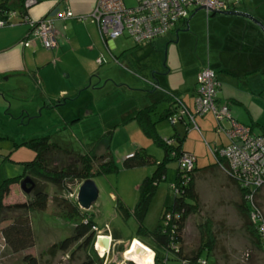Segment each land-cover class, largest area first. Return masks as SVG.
<instances>
[{
  "label": "rangeland",
  "instance_id": "374dc122",
  "mask_svg": "<svg viewBox=\"0 0 264 264\" xmlns=\"http://www.w3.org/2000/svg\"><path fill=\"white\" fill-rule=\"evenodd\" d=\"M123 2L128 8L137 6V0H123ZM8 6L11 13L18 12L21 9V2L20 0H9ZM195 11L196 8H192L189 14L188 31L183 34L177 44L171 45L168 59H166V55L159 59L158 52H149L146 50L147 48H142L148 46L147 44L140 45L141 48L136 49L137 47L127 35L112 40L113 44L119 40L127 41L129 50L140 51L135 53L136 56L127 54L124 57H118L117 63H115L116 66L124 68L131 74L132 82L135 83L136 88H150L148 83L144 82V77L150 78L144 73H148L145 68L149 66L150 68H154V66L159 68L153 69L156 72L161 70L155 77L159 80L160 78L165 79L166 81L163 82L169 83L172 88L182 86L183 82H185V86L192 84L191 72L200 61L201 54L206 59L209 36L212 34L222 35L218 30L226 27L224 15L210 12L206 16L205 10ZM17 20V17L14 18L13 23L17 24ZM177 48L180 51L181 61L178 58L173 60L171 58L172 49ZM163 67L167 69L171 67L173 71L160 76L159 74L163 73ZM142 77L143 79H140ZM8 84L0 81V88L14 87ZM233 87L239 88L237 85ZM160 88L163 87L160 86ZM241 88L235 92L237 97H233L241 104L238 105L239 102H234L233 109L241 113L240 121L244 125H252L254 133L261 134L264 132V95L258 97L249 94L247 96L248 93L243 90L247 87ZM261 88L264 89L255 82L250 85V89L256 92ZM14 89L16 88L14 87L10 91L7 89L5 98L0 94V184L5 178L22 175L24 170L22 163L35 158V150L27 146L28 142L33 139L47 138L50 143L57 144L65 150L52 149L44 154L45 162L51 169H61L69 165L81 168L79 156L76 155L86 154L92 146H95L93 151L97 155L108 151L118 167L117 172L92 178L98 189V198L88 212L93 215L94 222L101 233L111 234L121 242L117 244L113 241V246L104 252H100L98 247L96 250L94 243L92 248L90 246L87 249L84 247L76 250L81 243L78 242L66 253L58 252L54 257L47 255V250L53 244L72 234L74 223L67 218V210L63 202L66 200L76 203V195L74 198H71L70 195L77 193L80 183L75 180L68 184L66 190H61L44 180L31 178L35 183V188L30 194H25L21 189L14 188L17 190L14 194L17 198L11 195L9 199L7 196V199L6 197L3 199V204L32 200L37 189L43 190L48 195L47 208L42 212L29 214L35 245L25 253L32 254L48 264H80L88 257L89 253L97 261L96 264H134L127 260V257L124 259L123 254L120 256L121 252L118 251V248L124 249L128 245L131 247L134 243V239L131 241L132 237H138L136 240H140V243L143 242V245L146 244L145 246H150V248L152 242L147 235L138 232L139 224L133 217L125 219L119 210L123 208L132 211L138 199V186L146 177L153 174L155 163L140 168L124 169L122 160L142 148L152 156L154 162L160 163L164 160V150L154 143L153 138L144 132L135 119L122 125L125 118L122 115L123 105H125L127 97H61L62 100H69L67 106L59 108V112H50L53 109V104L49 105L52 108L47 105L45 107L43 104L47 98L35 97L30 89L27 93ZM163 90L165 91V89L154 91H159L161 94L164 93ZM135 98L137 108L146 106L144 97ZM219 98L221 99V97ZM85 100L86 103L90 102L89 106L96 111L94 117H84L85 108L80 110L79 114L78 108L74 107L83 102L85 104ZM58 102L59 100L55 101V103ZM167 105L166 101L161 100L157 103L155 113L152 114V120L157 123L156 131L163 139H167L174 133L173 127L167 120H159L165 115ZM70 107L71 109H68ZM193 108L195 109V106ZM26 109L33 115L26 117ZM76 113L77 115H75ZM59 114L64 115V121L67 123H61L62 119L58 117ZM202 118L207 120L205 125H201L198 119L195 120L199 129H196L191 123L186 126L180 123L175 125L180 138H185L184 150L196 159L194 163L196 168L213 165L215 161L210 149H214V143L220 144L221 141L222 144L226 143V139L218 131L212 115L207 114ZM21 120L23 121L22 126H20ZM224 126L227 127L225 121ZM177 169H179L177 161L166 162L165 179L157 185L142 224L146 233L154 232L158 225L162 224L160 221L162 212L166 207L172 205L175 195L172 187ZM195 185L199 195V205L197 211L186 222L183 232V252L186 255L190 254L209 240V242H213V250L206 264H264V245L258 241V236L253 235L251 229H247L244 218L246 212L240 207L241 199L235 185L218 168L202 175ZM257 202L264 211V189L260 191ZM5 224L0 223V229ZM1 239L0 264H22L21 255L24 253H12ZM73 252L74 256L71 258ZM158 253L160 257H164L161 250ZM160 264L182 263L169 255L167 260Z\"/></svg>",
  "mask_w": 264,
  "mask_h": 264
},
{
  "label": "crops",
  "instance_id": "0c3cea01",
  "mask_svg": "<svg viewBox=\"0 0 264 264\" xmlns=\"http://www.w3.org/2000/svg\"><path fill=\"white\" fill-rule=\"evenodd\" d=\"M95 2L96 0H37V3L28 9V16L36 21L52 13L63 12L66 9H69L74 17L88 16L91 14ZM233 2L231 0V7L228 11L247 13L264 24V0ZM208 15L206 14V16ZM224 16L226 17V27L217 29L222 35L212 34L209 36L206 59L201 54L200 61L191 72L193 80L190 86H185V82H183L182 86L172 88L169 83L163 82L166 81L165 79L160 78L159 80L155 77L161 71H155L159 68H155V66L150 68L149 66L145 68L148 73H144L149 75L151 79L144 77V82L148 83L150 88H136L135 83L132 82L131 74L124 68L116 66L115 63H117L118 57H124L127 54L136 56L135 53L140 51L129 50L130 48H127L129 47L127 45L128 42L123 40H119L115 44L109 41L106 45L101 40L95 23L90 20L81 22L76 19L66 21L56 19L54 21L56 47L52 50H44L38 42H32L29 47L24 46L23 43L28 37V26L24 23H19L18 20L17 24L0 28V81H4L6 84L11 82L9 84L16 88L14 90L22 93H27L30 89L35 97L47 98L45 102L43 101V104H45V107L53 104V109L50 112H59V108L67 106L69 100H62L61 97H127L125 105H123L122 115L125 118L122 125L134 120L133 117L141 109L137 108L135 97H144V103H147L145 107L155 105V111L157 103L161 100L166 101L168 104L166 111L172 108V103L168 100L165 93L160 94L159 91H154L157 89H154L152 84L156 83L159 87L162 86V89H165L169 94L179 95L188 110L193 114L194 122L198 119L201 125H205L206 118L200 116L202 119H199L200 117L196 115V110L193 107L196 97L197 76L201 69L208 64L220 83V88L216 95L218 104L228 103L233 118L244 124L240 121L242 119L239 116L241 113L233 109L232 104L235 105V103L239 102L233 97H237L235 92L242 89L241 87H247V89H243L248 93L247 96L249 94L258 97L264 95V89L262 88L258 92L250 89V85L253 82L257 83L259 87H264V32L246 18L232 15ZM188 29L189 20L187 19L180 23L173 32L158 38L152 44L142 48H147L146 50L149 52H158L159 59L163 58L164 55L168 59L171 45L177 44ZM134 46L137 47L136 49L141 48L135 44ZM98 58L102 59L101 64L97 63ZM171 58L172 60L178 58L181 61L178 48L172 49ZM162 71L163 73L159 74L160 76L172 72L173 69L171 67L170 69L163 67ZM140 79H143V77ZM234 85L239 88L233 87ZM7 87L0 88V94L4 98L6 97L7 89L10 91L14 88ZM57 100L59 102L55 103ZM240 104L239 102L238 105ZM89 105L90 102L86 103L85 100V104L83 102L74 107L78 108V112L85 108L84 117H94L96 111ZM71 107L68 109H71ZM27 110L25 111L26 117L33 115ZM25 112L23 111V114ZM21 117L23 118V116ZM58 117L62 119L61 123H67L64 121V115L59 114ZM75 121H78V119H75ZM22 123L23 121L21 120L20 126H22ZM177 123L185 126L189 124L188 122L186 123L185 118L177 121ZM175 125H171L174 130L173 135L176 133L180 138ZM197 128L199 129V125ZM161 138L163 139V137ZM180 139H183L182 149L187 153L183 148L185 138L182 137ZM225 144H222L221 141L220 144L217 142L213 146L215 148ZM14 188L20 189L18 184L11 185L7 196L8 199L17 191ZM14 197L17 198L15 195ZM116 242L118 244L121 240L119 239Z\"/></svg>",
  "mask_w": 264,
  "mask_h": 264
},
{
  "label": "trees",
  "instance_id": "16d2710c",
  "mask_svg": "<svg viewBox=\"0 0 264 264\" xmlns=\"http://www.w3.org/2000/svg\"><path fill=\"white\" fill-rule=\"evenodd\" d=\"M25 1L27 0H20L21 9H19L18 12H15L19 23H22V18L28 15V9L24 8ZM8 3L9 0H0V19H5L11 13ZM12 13H14V11ZM166 96L172 103V108L168 109L166 114L160 117L159 120L169 121V118L176 110L171 96H177L179 98L180 96L176 94H169L168 92ZM155 107V105H150L141 108L135 114L133 119L138 122L146 134L153 138L154 143L164 150V160L160 163L154 162L152 156H150L142 148L132 153V156L126 157L122 160V167L124 169L140 168L155 163V171L150 177H146L138 186V199L132 211H128L123 208H120L119 211L125 219L133 217L139 224L138 232L147 235L149 240L152 242V247H147L154 252V264L165 262L169 255L177 258L182 264H199V260H204L206 264V261L209 259L210 253L213 250V242H209L207 239L208 241L202 244L196 251H192L190 254L186 255L183 252L182 247L183 232L188 218L197 211L199 205V195L196 191L195 183L202 175L216 168V162H214L213 165L206 166L201 169H196L194 166L191 171H183L179 167L173 184L176 192L172 205L166 207L162 212L160 218L162 224H159L157 229L151 233H146L142 226L148 206L154 196L157 185L160 181L165 179L166 162L171 160L178 162L180 156L185 153L182 149L183 139H180L176 133L167 139L168 141H172V143H168V141L163 140L157 133L155 127L157 123L152 120V114L155 113ZM250 127L252 129L254 128L252 125ZM261 135H264V132H262ZM27 146L35 150V158L32 161L22 163L24 168L22 175L6 178L0 184V223H6L0 229V238H2L5 246L12 253H24L21 255L22 264H48L42 262L40 258H37L32 254L25 253L35 245L29 214L31 212L44 211L47 208L48 195L43 190L37 189L32 200L14 204H3V199L9 194L10 186L13 184H19L25 176H29L32 179L38 178L44 180L61 190H66L68 184L75 180H78V183H81L84 180L92 179L98 175H106L117 172L118 167L108 151L97 155L93 151L95 146H92L90 151L86 154L76 155L79 156L78 158L81 163V168L75 165H69L61 169H51L48 168L45 162L44 154L52 149L61 151L63 150L61 147L57 144L50 143L47 138L39 140L33 139L28 142ZM229 181H231L238 189L241 199L240 207L246 212L244 214V218L246 220L247 229H251L253 235L258 236V241L264 245V242L261 241L255 227L249 221V208L246 205L241 189H239L232 180L229 179ZM258 197L259 194L257 195V199ZM63 203L66 206L67 218L74 223L72 234L64 240L53 244L47 250V255L50 257H54L58 252L66 253L70 251V248L78 242L81 243L76 250L84 247L87 249L90 246L92 248V244L94 243L96 236V232L93 230V227L98 229L96 223L94 222L93 215L90 212L81 210L75 202L65 200ZM104 234L106 236H110L112 241L116 242L119 240L118 238L111 236V234ZM133 239L134 243L131 247L128 245L124 249L122 247L118 248V251L121 252L120 256L123 254L124 259H126L135 243L140 241L136 240L138 237H132L131 241ZM160 250L164 253V257H160V254L158 253ZM73 256L74 252L71 253V258H73ZM96 262L97 261L94 257L89 253L88 257L80 264H96Z\"/></svg>",
  "mask_w": 264,
  "mask_h": 264
},
{
  "label": "built area",
  "instance_id": "2783aa9c",
  "mask_svg": "<svg viewBox=\"0 0 264 264\" xmlns=\"http://www.w3.org/2000/svg\"><path fill=\"white\" fill-rule=\"evenodd\" d=\"M235 3L241 0H233ZM233 2V3H234ZM37 3V0H27L24 8L29 9ZM231 0H137V6L128 8L122 0H96L94 8L88 16L74 17L69 9L63 12L52 13L39 20H32L27 15L22 18V23L29 28L28 37L24 46H31L32 42H38L45 50L56 47L54 21L76 19L78 21L90 20L95 23L101 40L107 45L109 41L127 35L136 46L152 44L158 38L173 32L176 27L186 21L192 8L203 7L206 14L228 11ZM15 12L10 13L5 19H0V28L13 25ZM101 64L102 59L98 58ZM154 89H162L153 83ZM220 88L214 71L207 64L197 76L196 97L194 106L196 115L201 117L210 114L214 118L217 129L226 139V144L210 149L211 155L218 169L239 189L249 208L248 218L255 227L262 242H264V212L257 202V195L264 189V135L255 134L247 125L238 122L230 113L227 103L218 104L217 91ZM164 91V90H163ZM167 94L166 91H164ZM176 110L169 118V123L174 125L181 119H186L196 129L193 114L183 103L181 97L171 96ZM227 122V127L223 123ZM165 141H168L167 139ZM172 143V141H168ZM132 155H129L130 157ZM196 159L187 153H183L178 164L183 171H191ZM174 192L176 190L172 187ZM76 193L70 195L74 198ZM107 229V227H105ZM94 245L97 250V242L100 237H106L96 227ZM110 239L111 237L108 236ZM110 241V246H113ZM108 251V250H107ZM199 264H205L199 260Z\"/></svg>",
  "mask_w": 264,
  "mask_h": 264
},
{
  "label": "water",
  "instance_id": "95a60500",
  "mask_svg": "<svg viewBox=\"0 0 264 264\" xmlns=\"http://www.w3.org/2000/svg\"><path fill=\"white\" fill-rule=\"evenodd\" d=\"M201 10H205V9L201 7L196 12ZM219 13L224 15H232L235 17L246 18L252 21L255 25H257L261 29L262 32H264V24H262L258 19L247 13L240 11H223ZM19 185L21 191L25 194H30L35 188V183L29 176L24 177ZM97 198H98V189L92 179L84 180L78 185L75 199L77 206L81 210L89 211L91 206L97 200Z\"/></svg>",
  "mask_w": 264,
  "mask_h": 264
},
{
  "label": "bare ground",
  "instance_id": "6f19581e",
  "mask_svg": "<svg viewBox=\"0 0 264 264\" xmlns=\"http://www.w3.org/2000/svg\"><path fill=\"white\" fill-rule=\"evenodd\" d=\"M109 246L110 238L108 236L100 237L98 239L97 247L100 252L107 251ZM127 260L133 262L134 264H154V252L147 246L138 242L129 252Z\"/></svg>",
  "mask_w": 264,
  "mask_h": 264
},
{
  "label": "clouds",
  "instance_id": "9594fccd",
  "mask_svg": "<svg viewBox=\"0 0 264 264\" xmlns=\"http://www.w3.org/2000/svg\"><path fill=\"white\" fill-rule=\"evenodd\" d=\"M212 13V12H211ZM214 13V12H213ZM111 240H112V238H111Z\"/></svg>",
  "mask_w": 264,
  "mask_h": 264
},
{
  "label": "flooded vegetation",
  "instance_id": "af4514ba",
  "mask_svg": "<svg viewBox=\"0 0 264 264\" xmlns=\"http://www.w3.org/2000/svg\"><path fill=\"white\" fill-rule=\"evenodd\" d=\"M26 177V176H25Z\"/></svg>",
  "mask_w": 264,
  "mask_h": 264
}]
</instances>
